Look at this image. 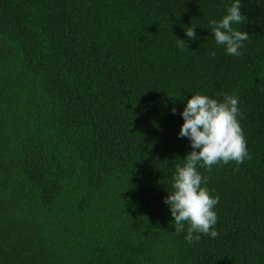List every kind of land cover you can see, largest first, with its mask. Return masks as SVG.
<instances>
[{
  "label": "trees",
  "instance_id": "1",
  "mask_svg": "<svg viewBox=\"0 0 264 264\" xmlns=\"http://www.w3.org/2000/svg\"><path fill=\"white\" fill-rule=\"evenodd\" d=\"M233 2L0 0V264H264V0L242 56L209 27ZM196 93L239 98L251 158L199 169L219 235L188 244L164 198Z\"/></svg>",
  "mask_w": 264,
  "mask_h": 264
},
{
  "label": "clouds",
  "instance_id": "2",
  "mask_svg": "<svg viewBox=\"0 0 264 264\" xmlns=\"http://www.w3.org/2000/svg\"><path fill=\"white\" fill-rule=\"evenodd\" d=\"M241 8V0H234L222 18L209 20L216 44L223 46L226 53L232 56H242L245 41L250 39L249 32L234 27L247 22ZM195 29L196 26L185 28L189 40L197 39ZM176 46L184 50L188 42L177 38ZM210 55L214 57L215 51L210 52ZM172 112L175 114V107ZM181 115L184 122L178 136L190 141L191 151L182 159V164L176 165L171 184L173 190L168 192L164 202L170 208L174 232L179 235L186 230L185 240L192 244L198 242L202 235L211 238L219 235L215 230L218 216L214 211L219 196L211 195L207 187L208 177L199 169L211 172L218 164L234 161L238 170L239 165L251 156L238 121V117L243 114L237 96L223 94V99L218 100L196 93L187 100Z\"/></svg>",
  "mask_w": 264,
  "mask_h": 264
}]
</instances>
